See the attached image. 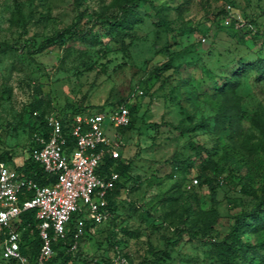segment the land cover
Segmentation results:
<instances>
[{"label":"rangeland","instance_id":"obj_1","mask_svg":"<svg viewBox=\"0 0 264 264\" xmlns=\"http://www.w3.org/2000/svg\"><path fill=\"white\" fill-rule=\"evenodd\" d=\"M115 2L0 0V151L15 164L28 156L36 106L46 113L101 105L108 111L126 99L136 112L132 127L118 133L117 158L131 161L134 181L114 214L80 241L81 258L119 252L150 264L153 251H165L160 264H221L209 236L222 238L234 216L254 203L237 177L258 190L264 174V71L256 67L264 62V37L246 35L244 25L222 26L219 12L230 5L243 22L261 24L264 0L142 2L139 22L123 33L100 19L116 13ZM75 24L94 39L66 34L59 43L58 34ZM48 38L54 42L40 49ZM220 111L234 114L224 128L215 120ZM191 142L222 169L213 195L198 183L181 188L189 158L191 180L202 160ZM182 227L195 234L179 236ZM243 238L259 247L264 230Z\"/></svg>","mask_w":264,"mask_h":264},{"label":"built area","instance_id":"obj_2","mask_svg":"<svg viewBox=\"0 0 264 264\" xmlns=\"http://www.w3.org/2000/svg\"><path fill=\"white\" fill-rule=\"evenodd\" d=\"M226 9L225 25L230 24L234 15L243 21L232 6L227 5ZM129 121L127 105L118 104L108 111L87 110L72 115L66 122L65 132L61 118L50 114L46 118L47 138L38 137V145L29 154L47 174L54 176L55 180L49 184L40 185L0 160V259L12 260L14 264H60L52 262V243L66 237L71 221L73 242L69 249L74 251L87 223L93 232L96 225L109 219L107 195L119 175L114 171L101 173L100 167L106 155L117 158V128ZM110 128H114L112 138L107 135ZM191 182L198 183L196 178ZM30 210H35L41 240L32 261L21 252L18 229L20 215ZM112 262L133 264L120 253L115 254Z\"/></svg>","mask_w":264,"mask_h":264},{"label":"trees","instance_id":"obj_3","mask_svg":"<svg viewBox=\"0 0 264 264\" xmlns=\"http://www.w3.org/2000/svg\"><path fill=\"white\" fill-rule=\"evenodd\" d=\"M142 2L150 3L151 0H116V13L100 16L101 22H104L112 31L116 33H123L131 29L134 24L139 22L140 19L138 16V7ZM219 13L222 14V26L231 27L233 25H244L246 28L244 30V33L246 35L252 38L264 37V21L259 24V22H256V20L254 19L248 20V22L245 23L238 20L234 15L231 17L230 24L225 25L224 19L227 16L226 7L220 10ZM63 32L64 33L62 34H58L57 39L59 43H64L65 40L62 39L66 34L68 36H66L65 39L70 40L94 39V36L90 30L86 31L82 27H79L77 24L65 28ZM53 42V38L44 40L40 44V49H44L50 46ZM255 65V63L248 66L243 65L242 68L247 71L248 68H253ZM166 67L167 66L164 65V68H162L166 69ZM256 67L260 75V73L264 71V62L262 64H258ZM126 101V99H121L116 104L114 103L108 106L109 109L114 108L115 105L118 104H125L128 107L130 121L126 126L117 128V133L119 134H124L126 130L130 129L135 118V106L128 105ZM89 108H95L96 111H104L105 106H75L69 109H60L58 111H52L49 113H46L44 109L41 108V106H36L33 111L34 122L31 129L36 139L29 150V154L31 149L34 146L38 145V137H42L44 139L47 138L48 127L46 118L50 114H55L61 118L64 124V131L67 132V120L74 114L86 112ZM233 117L234 114L220 111L216 115L215 120L220 128H224L231 122ZM190 145L192 149L196 150V157L202 159L200 164L196 168V175L194 177L198 182L197 186L205 185L209 187L211 195H213L215 187L220 184L222 180H224L222 176V169L218 168V164L214 161L206 160V158H204L205 154L203 152L207 153L204 148L199 147L192 142L190 143ZM29 154L20 164H15L14 157L11 153L7 151H0V160H4L10 163L19 173H23V175L27 178H32L40 185H45L53 182L55 180L54 176L47 174L43 170L42 166L38 162H35ZM192 159L193 158H189V162L186 164V168L183 170L185 176L182 178V183H180L183 191H190L192 188H194V186H191V189L187 188V185L191 183V179L187 178L186 176V174H188L190 171L188 168L191 167ZM130 169L131 161L123 162L118 158H112L108 155H106L103 159V163L100 167V172L108 174L111 171H114L119 175L118 180H116L115 182L114 188L109 191L107 195V208L110 212V215L114 214V212L116 211V201L121 196L122 192L129 191L132 186H130V183L134 180L130 174ZM237 181L241 185V192L253 197V206L248 211H242L234 216L232 224L222 238H219L216 235H210L208 238V242L221 264H264V241L261 242L258 247V245H252L243 238V233L246 231H255L259 229L264 230V174L261 177V185L258 190L253 189L247 183H243L242 178L240 177H237ZM26 194L30 196L31 192H27ZM37 224L38 220L35 216V210L26 211L20 215V221L18 225V229L21 233L20 248L21 252L27 255L31 261L34 260L35 255L41 245V240L38 235V229L36 227ZM69 228L70 231L67 233L64 239H60L52 243V247L54 250L52 262H58L60 264H77V262L81 261L82 264H113L112 258L105 255L101 256L99 259H91L85 261L83 258H81V253L78 249L79 244L76 250H70L69 248L73 242L71 231L73 228V221L70 222ZM184 232L188 235L195 234L190 227H182L178 231V235L180 236ZM91 233L92 232L90 231V225L89 223H87L85 227V233L79 239V243L84 237L90 235ZM153 254L155 256V259H153L150 264H160L157 261L159 254L167 256V253L165 251H153ZM122 255L130 260L127 254L123 253ZM0 264H14V262L12 260L0 259Z\"/></svg>","mask_w":264,"mask_h":264},{"label":"crops","instance_id":"obj_4","mask_svg":"<svg viewBox=\"0 0 264 264\" xmlns=\"http://www.w3.org/2000/svg\"><path fill=\"white\" fill-rule=\"evenodd\" d=\"M119 138H120V136H119ZM14 161H15V159H14Z\"/></svg>","mask_w":264,"mask_h":264}]
</instances>
